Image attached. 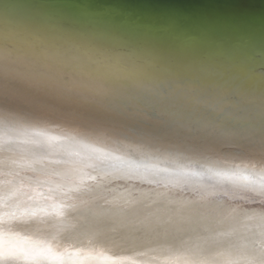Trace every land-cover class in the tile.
I'll return each instance as SVG.
<instances>
[{"label":"bare ground","instance_id":"obj_1","mask_svg":"<svg viewBox=\"0 0 264 264\" xmlns=\"http://www.w3.org/2000/svg\"><path fill=\"white\" fill-rule=\"evenodd\" d=\"M0 264H264V0H0Z\"/></svg>","mask_w":264,"mask_h":264}]
</instances>
